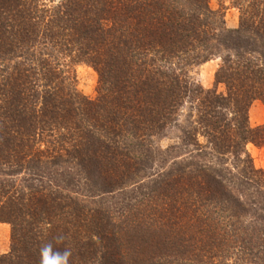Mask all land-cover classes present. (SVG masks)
I'll return each mask as SVG.
<instances>
[{
	"label": "trees",
	"instance_id": "1",
	"mask_svg": "<svg viewBox=\"0 0 264 264\" xmlns=\"http://www.w3.org/2000/svg\"><path fill=\"white\" fill-rule=\"evenodd\" d=\"M234 3L229 29L208 0H0V264H41L47 245L68 264H264V170L245 147L264 146L248 120L264 101V0ZM213 57L203 88L186 68ZM78 62L97 72L94 100ZM186 103L192 127L154 149ZM154 166L119 213L83 200Z\"/></svg>",
	"mask_w": 264,
	"mask_h": 264
},
{
	"label": "rangeland",
	"instance_id": "2",
	"mask_svg": "<svg viewBox=\"0 0 264 264\" xmlns=\"http://www.w3.org/2000/svg\"><path fill=\"white\" fill-rule=\"evenodd\" d=\"M208 5L212 10H219L221 12L226 28H237L239 25L240 9L238 5L234 3V0H208ZM218 64L219 58L213 57L206 62L187 66L186 69L190 79L194 80L196 83H199L203 88H213L215 87L214 71ZM73 71L75 72V89L87 99L94 100L97 96L98 86V75L95 69L87 63L78 62L74 63ZM217 90L222 91L223 86H217ZM187 112H190L188 103L183 106V112L179 115L177 125L167 129L163 133V136H156L153 138L152 145L154 149L162 150L170 145L179 144V137L182 135L180 129L192 127V120L189 121L190 115L188 116L186 114ZM248 120L252 127L264 122V101L261 99H255L251 102L248 109ZM198 139L201 143L205 141L202 136H199ZM245 147L251 156L255 167L264 170V146L255 145L251 142H248ZM185 150L186 148H181L180 150L177 149L176 151L180 157H185L187 154L184 153ZM173 152H175V150ZM154 169H156L155 166L151 171L147 170L146 175H140L136 177L135 180H129L125 183V186L122 190L121 188H118V190H115L110 194H106L101 197H87L83 200L92 206L100 205L103 208L108 207L110 210H112V212L114 211L117 213L120 207H123L127 203L135 202V199L131 198V196H137L135 193L138 190V184L142 180H144L143 182L147 181V176L150 173H153L155 171ZM244 221H246V219ZM10 242V225L6 222L0 221V254L9 251ZM235 256L236 255L233 254L231 258H228L227 261H225V264H243L240 260H234Z\"/></svg>",
	"mask_w": 264,
	"mask_h": 264
},
{
	"label": "clouds",
	"instance_id": "3",
	"mask_svg": "<svg viewBox=\"0 0 264 264\" xmlns=\"http://www.w3.org/2000/svg\"><path fill=\"white\" fill-rule=\"evenodd\" d=\"M41 256V264H68L70 252L65 251L63 254H53L51 245H47L41 249Z\"/></svg>",
	"mask_w": 264,
	"mask_h": 264
}]
</instances>
